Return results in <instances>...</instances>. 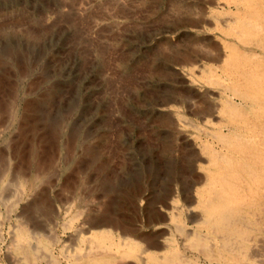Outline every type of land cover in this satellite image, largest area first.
Masks as SVG:
<instances>
[{
    "label": "rangeland",
    "instance_id": "374dc122",
    "mask_svg": "<svg viewBox=\"0 0 264 264\" xmlns=\"http://www.w3.org/2000/svg\"><path fill=\"white\" fill-rule=\"evenodd\" d=\"M263 14L264 0H0V264L97 252L117 264H225L190 244L200 222L180 235L172 205L186 195L181 167L194 197L206 187L207 159L195 155L208 158L207 135L193 124L195 105L212 101L210 68L226 69L238 26H263ZM242 52L264 70L263 51ZM187 142L195 157H184ZM105 211L115 229L89 223ZM131 242L149 243L150 261L118 254Z\"/></svg>",
    "mask_w": 264,
    "mask_h": 264
},
{
    "label": "bare ground",
    "instance_id": "6f19581e",
    "mask_svg": "<svg viewBox=\"0 0 264 264\" xmlns=\"http://www.w3.org/2000/svg\"><path fill=\"white\" fill-rule=\"evenodd\" d=\"M238 30L239 31L236 32L237 34L233 35L235 36L234 40H237L236 44L232 48L233 53H231L234 57H229L228 62L225 63L226 69L217 68L216 66L210 68L212 69V71H210L211 76L208 75L210 86L208 83L207 84L209 87H212V89H210L212 90V92L208 90L210 91L208 93L211 96L212 101L210 102V104L208 102L202 105L201 103H197L194 108L196 120L193 126L195 130L198 131L199 136L201 134L207 135V141L203 139V141L205 140V142H201L202 146L199 149L203 150V153L207 155L208 158L199 157L193 150L195 147H193V149H189L191 148V144H189L188 142L187 145L185 144L187 151L185 152V147L182 148V150H184L183 154L185 158H187L188 156L190 157V153L192 155L194 153L196 154L195 156H197L199 161L204 162L207 159V162L203 164L201 163L207 181L206 187L202 191L197 190L195 192L196 195L194 194L196 197H194L190 191V189L193 187L192 185L194 183V180L192 178L190 182V171L187 172L185 168L182 169L181 167V184H183L184 186L187 197L186 195L183 198H179L178 196V201H175L174 205H172V199V204H170L174 206L175 209L174 216L172 215L173 219L175 220V218L178 217L177 219L179 220L177 230L180 235L185 238V240L191 238V234L187 229L188 224L193 222H197L198 224V222H200V225H198V227L194 228V230L192 229L194 240L191 239V241L193 240V242H189L195 248L196 252L200 251V254L202 253L208 257L217 254V256H219V258H221L225 264H264V70L254 68L253 62L246 64V62L242 61L241 58L242 56H244L242 51L251 52L253 55L249 56L252 58L257 57L256 54L258 51L260 53L261 51H263L264 53V24L263 26H259L252 23L246 24L244 22L243 24L241 23L238 26ZM217 35L219 36V34ZM218 40H216L215 42L219 43ZM240 46L242 47V51ZM247 46L250 47L249 51H247ZM239 51L241 52L239 53ZM23 57L24 61L27 57H29V60L31 59L30 56ZM220 57L221 55L218 53L214 55L213 60L218 61L220 60ZM259 57L260 55H258L259 60L263 59L262 56L261 58ZM262 63L263 62L258 65H261ZM201 82H204L203 79ZM196 88L198 89V87ZM218 97H220V100L218 99L217 101ZM183 118L184 117H182L180 120L183 121ZM208 136L210 137V141L208 140ZM197 153L200 152L197 151ZM197 158L195 160H197ZM198 166H200V164H198ZM201 170L202 169H200V172ZM204 173H202V176ZM27 184L24 186L23 190L21 188L23 192H25V190L28 188ZM194 188L192 189L195 190ZM184 198L185 200H182ZM181 201L184 202L180 203ZM165 202L162 205L163 208L167 210V208L169 209V206L171 205ZM162 210H157V212H161L162 214L160 213L161 215H159L164 218ZM111 214L112 213L110 211H105V213L99 216L95 215L92 219V222L89 223H92V225H94L95 227L116 228V225L111 221L112 219L107 218V216ZM172 216L170 217L172 218ZM111 218H113V216ZM126 233L127 232L124 230L123 234ZM137 233L138 229L134 227L131 230V233L127 234H129L130 236H138L139 234ZM102 234L103 235L100 238V243L105 245L103 239L107 236H110L112 233L111 230H109L108 233ZM179 238L181 239V237ZM176 242H174V244ZM211 242L215 243L211 245ZM132 243L135 242H131L130 246L126 250L120 251L118 254L126 257L127 259H135L136 261H150L146 260L148 257L145 259L142 256L147 252V250H149V243H147V247L142 249L140 248L139 250V247H137L136 245L137 243L135 244L136 246L132 245ZM187 248L188 247H186V249ZM189 248L192 247L190 246ZM190 252L191 251H189V253ZM91 255L92 254L85 256L84 260L78 261V263L76 264H117L113 257H109L113 256L110 254V252H97L93 256ZM176 255L177 254H175V256ZM186 258H188V256ZM192 258V264H200L199 257ZM210 259L212 260L214 258L210 257ZM170 261H172V259ZM179 261L180 260H178V262ZM169 262L163 261L159 264H173V262ZM181 262L183 263L182 260ZM184 262L186 263V261Z\"/></svg>",
    "mask_w": 264,
    "mask_h": 264
}]
</instances>
